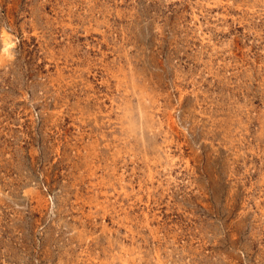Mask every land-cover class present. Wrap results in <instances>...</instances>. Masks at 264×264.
Instances as JSON below:
<instances>
[{
  "label": "rangeland",
  "instance_id": "obj_1",
  "mask_svg": "<svg viewBox=\"0 0 264 264\" xmlns=\"http://www.w3.org/2000/svg\"><path fill=\"white\" fill-rule=\"evenodd\" d=\"M0 264H264V0H0Z\"/></svg>",
  "mask_w": 264,
  "mask_h": 264
}]
</instances>
